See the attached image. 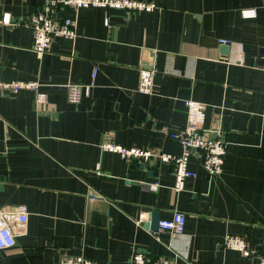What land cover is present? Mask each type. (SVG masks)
<instances>
[{
	"label": "crops",
	"instance_id": "obj_1",
	"mask_svg": "<svg viewBox=\"0 0 264 264\" xmlns=\"http://www.w3.org/2000/svg\"><path fill=\"white\" fill-rule=\"evenodd\" d=\"M45 1L0 0V81L37 80L47 96L37 106L31 91L0 90V211L28 212L0 264H58L62 253L130 264L135 252L175 264H257L223 239L264 246V0L63 11L76 37L54 38L38 59L25 18ZM246 8L256 17L242 18ZM141 68L155 71L150 94L137 91ZM69 84L83 87L76 104L67 101ZM186 99L205 105L206 129L223 132L220 175L192 154L195 176L176 192L172 164L127 163L100 150L109 139L180 156L169 134L186 123ZM174 211L185 214L182 235L145 228L152 212L162 220Z\"/></svg>",
	"mask_w": 264,
	"mask_h": 264
},
{
	"label": "built area",
	"instance_id": "obj_2",
	"mask_svg": "<svg viewBox=\"0 0 264 264\" xmlns=\"http://www.w3.org/2000/svg\"><path fill=\"white\" fill-rule=\"evenodd\" d=\"M84 8L116 9L125 12L145 11L150 12L157 9V5L149 0H46L39 11L31 13L25 18V25L33 34L32 51L36 58L40 59L49 49L54 38L62 37L73 40L76 37L75 20L70 17L59 18L58 14L63 11L77 12ZM240 15L244 19L256 17L255 9H241ZM6 16L3 19L5 23ZM108 26V19L104 20ZM219 44L230 45L226 39H220ZM97 69L92 70V78L96 76ZM153 69L141 68L138 71L137 91L143 94H150L153 90ZM93 85V83L91 84ZM41 84L37 80L30 81H0V90L16 94L21 90L34 93L37 106L47 104L46 94L40 90ZM66 98L69 103L76 104L80 101L83 87L76 84L66 85ZM186 123L177 132L169 134V137L176 141L182 149V154L175 157L166 154L156 148L131 147L124 148L114 144L109 139L101 142L99 148L102 151L117 153L127 163L139 160L149 165L164 163L172 164L174 167L173 190L180 192L184 190L185 181L193 178L195 173L188 168V159L192 154L200 158L203 169L210 176H218L222 172L226 143L223 132L217 129H206L205 105L201 102L186 99L183 102ZM155 186V185H154ZM27 209L18 207L15 212L0 211V250L15 246V238L25 232L27 221ZM185 214L181 211H174L169 219H162L158 222V230L169 232L173 235L184 233ZM225 249L238 251L244 257L255 258L257 264H264V246H252L245 237L225 235L223 239ZM58 264H107L97 260L87 259L82 255L59 254ZM130 264H175V261L166 257H153L147 259L141 252L132 254ZM192 264V263H191Z\"/></svg>",
	"mask_w": 264,
	"mask_h": 264
},
{
	"label": "water",
	"instance_id": "obj_3",
	"mask_svg": "<svg viewBox=\"0 0 264 264\" xmlns=\"http://www.w3.org/2000/svg\"><path fill=\"white\" fill-rule=\"evenodd\" d=\"M260 53H264V50H262V52L260 51ZM158 222L159 219L156 218V214L154 212H152V220L150 222V224L146 223L144 226L146 229H150L151 231H157V227H158Z\"/></svg>",
	"mask_w": 264,
	"mask_h": 264
}]
</instances>
